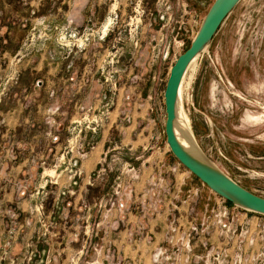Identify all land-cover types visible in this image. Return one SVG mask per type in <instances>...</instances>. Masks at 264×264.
Listing matches in <instances>:
<instances>
[{
    "label": "rangeland",
    "instance_id": "rangeland-1",
    "mask_svg": "<svg viewBox=\"0 0 264 264\" xmlns=\"http://www.w3.org/2000/svg\"><path fill=\"white\" fill-rule=\"evenodd\" d=\"M213 2L198 0L200 9H194L191 0H0V264H56L40 249L50 248V240L37 239L41 229L43 236L50 230L53 195L39 181L43 167L60 161L20 159L21 153L67 151L73 120L84 119V128L97 133L117 89L131 86L128 73L131 81L143 82L150 72L149 96L161 102L170 68L190 47ZM221 28L185 75L179 128L194 135L216 166L264 198V0H243ZM99 90L106 104L97 111ZM93 148L79 146L69 162V188L58 200L79 185L80 161ZM117 163L106 156L98 171L116 174L107 195L112 203L133 199L138 179L126 163L117 174ZM163 197L156 183L141 195ZM219 200L235 218L244 213ZM239 217L229 230L213 219L189 232L168 226L155 241L153 264H261L263 256L250 260L244 253L264 248V222ZM112 245L93 241L96 252L75 254L72 264H129Z\"/></svg>",
    "mask_w": 264,
    "mask_h": 264
},
{
    "label": "crops",
    "instance_id": "crops-1",
    "mask_svg": "<svg viewBox=\"0 0 264 264\" xmlns=\"http://www.w3.org/2000/svg\"><path fill=\"white\" fill-rule=\"evenodd\" d=\"M197 3L198 0H191L194 9L199 7ZM132 74L128 73L127 79L131 86H120L115 92L109 119L97 133L84 128V119L73 120L67 131V151L34 152L36 156L33 157L23 151L20 155V159L60 161L58 167H43L44 174L39 181L42 187L46 186L44 190L52 191L53 195L47 212L50 230L46 237L41 229L37 239L50 240V248L41 246L40 249L48 251L56 264H72L75 254L90 256L96 252L95 247L91 250V244L97 240L112 241L109 249L128 257L129 264H153L151 256L155 241L163 237L168 226L189 232L191 225H201L203 218L220 202L218 195L172 155L165 136L164 97L161 102H155L149 96L151 73H145L143 82L131 81ZM104 96V91L100 93L99 90L95 104L97 111L106 104ZM23 125L26 127V122ZM34 137L38 138V135L35 133ZM90 143H94V148L80 161L79 185L72 188L64 200H58V194L69 188L70 160L76 158L80 145ZM106 156L119 159L115 164L119 175L123 163L136 169L138 179L134 181L133 199L113 203L107 199L116 174L98 173ZM155 183L161 188L163 199L141 198L145 188ZM241 218L264 222V217L253 213H241ZM209 232L212 234V229ZM101 249L103 252L107 249L105 243ZM259 253L260 248L248 249L244 256L251 260Z\"/></svg>",
    "mask_w": 264,
    "mask_h": 264
},
{
    "label": "water",
    "instance_id": "water-1",
    "mask_svg": "<svg viewBox=\"0 0 264 264\" xmlns=\"http://www.w3.org/2000/svg\"><path fill=\"white\" fill-rule=\"evenodd\" d=\"M243 0H214L190 47L172 65L164 91L165 136L172 155L213 193L231 205L264 216V198L249 191L216 166L200 149L194 135L179 128L183 80L191 64L205 52L224 21Z\"/></svg>",
    "mask_w": 264,
    "mask_h": 264
},
{
    "label": "built area",
    "instance_id": "built-area-1",
    "mask_svg": "<svg viewBox=\"0 0 264 264\" xmlns=\"http://www.w3.org/2000/svg\"><path fill=\"white\" fill-rule=\"evenodd\" d=\"M223 202H225L227 204V201L224 200ZM243 212L250 213V212H246V211H243ZM233 215H234V211L230 210L228 208V206H226V205L223 206L222 203H219L216 208L212 209V211L207 216H205L203 218V221L200 225V228L202 229V226L205 223H207V222L209 223L213 219V220H218L221 224H223L224 227H226V229L229 230L230 229L229 226H231V224L234 222V220L239 219L240 218L239 215H241V214H238L236 218ZM256 216L257 217H264L262 215H256ZM225 222H228V223H226V225H225L224 224ZM193 230L196 231V233H197L199 231L198 226H194ZM261 233L262 234L260 236V239L264 245V232H263V230H261ZM262 249H263V251H262ZM258 256H263V260H262L261 264H264V248H260V253L256 257H258ZM246 260L247 259H245V261ZM240 261L242 262V261H244V259L242 260L240 258Z\"/></svg>",
    "mask_w": 264,
    "mask_h": 264
},
{
    "label": "bare ground",
    "instance_id": "bare-ground-1",
    "mask_svg": "<svg viewBox=\"0 0 264 264\" xmlns=\"http://www.w3.org/2000/svg\"><path fill=\"white\" fill-rule=\"evenodd\" d=\"M196 62V60L191 64V66L194 64ZM190 66V67H191ZM182 86H183V84H182ZM182 86H181V90H180V97H181V93H182Z\"/></svg>",
    "mask_w": 264,
    "mask_h": 264
}]
</instances>
